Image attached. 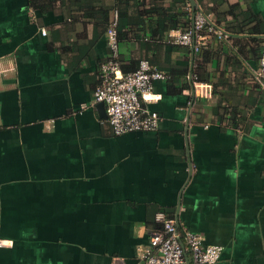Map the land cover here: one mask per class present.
Returning <instances> with one entry per match:
<instances>
[{"label": "crops", "instance_id": "1", "mask_svg": "<svg viewBox=\"0 0 264 264\" xmlns=\"http://www.w3.org/2000/svg\"><path fill=\"white\" fill-rule=\"evenodd\" d=\"M194 1L0 0V264H141L157 216L264 264V0ZM115 9L121 70L167 75L154 131L115 135L93 99ZM191 10L222 32L197 53L173 43Z\"/></svg>", "mask_w": 264, "mask_h": 264}, {"label": "built area", "instance_id": "2", "mask_svg": "<svg viewBox=\"0 0 264 264\" xmlns=\"http://www.w3.org/2000/svg\"><path fill=\"white\" fill-rule=\"evenodd\" d=\"M118 11L106 29L109 57L100 65V83L93 92L95 102L105 105L107 121L115 135L134 131H154L159 124L155 111L144 106L149 101L153 81L166 79L167 75L153 66L147 58L139 60L133 71L121 70L118 60V36L116 25ZM207 17L199 11L192 15L190 27L181 30L173 43L190 47L194 53L203 44V31L222 32L208 26ZM45 33L44 31H42ZM195 78L194 75H191ZM254 79L264 91V50L258 58ZM159 227L154 231L141 253V264H217L222 248L206 245L203 237L187 228H181L174 218L157 216Z\"/></svg>", "mask_w": 264, "mask_h": 264}, {"label": "trees", "instance_id": "3", "mask_svg": "<svg viewBox=\"0 0 264 264\" xmlns=\"http://www.w3.org/2000/svg\"><path fill=\"white\" fill-rule=\"evenodd\" d=\"M118 11V19H119V9H117ZM193 12V10H191L190 12L187 13V20L185 22L182 23V27H188L190 24V14ZM195 12V11H194ZM193 12V13H194ZM109 24V23H108ZM118 22H117V25H116V30H117V36H118ZM173 26V24L171 25ZM191 26V25H190ZM209 26V24H208ZM108 27V25H107ZM207 28V27H206ZM249 30V33H258L256 32L255 30L256 29H248ZM206 30L203 31V33L205 32ZM119 40V39H118ZM252 41H254V43L248 48V52L251 53V54H254V55H258L260 54L264 48L262 47V44L261 42H263L262 39H258V38H251ZM246 43L244 45H242V48H240V51L242 52L243 51V47H245ZM118 60H119V55H118ZM120 61V60H119ZM139 62V61H138ZM138 65V64H137ZM137 68V67H136ZM195 76V80L196 81H203L205 80L204 77H203V74L202 73H197V72H194L193 74Z\"/></svg>", "mask_w": 264, "mask_h": 264}, {"label": "water", "instance_id": "4", "mask_svg": "<svg viewBox=\"0 0 264 264\" xmlns=\"http://www.w3.org/2000/svg\"><path fill=\"white\" fill-rule=\"evenodd\" d=\"M192 9H195L196 8V4H195V1L194 0H188ZM99 105H104L102 102L99 103Z\"/></svg>", "mask_w": 264, "mask_h": 264}]
</instances>
